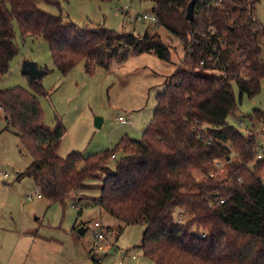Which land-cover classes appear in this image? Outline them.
Masks as SVG:
<instances>
[{
  "label": "trees",
  "instance_id": "trees-1",
  "mask_svg": "<svg viewBox=\"0 0 264 264\" xmlns=\"http://www.w3.org/2000/svg\"><path fill=\"white\" fill-rule=\"evenodd\" d=\"M39 1L0 0V124L32 158L17 181L32 179L41 198L64 209L72 204L77 217L86 201L125 226H145L141 251L152 264H264V160H255L264 145L259 148L253 129L264 123V113L252 112L248 131L227 122L242 97L255 98L264 81V28L254 16L259 0H220L218 5L195 0L191 21L185 18L192 0H130L152 5L156 29L186 45L190 36L192 54L155 97L141 140L124 138L112 149L90 156L72 152L65 158L58 155L64 126L58 120L52 129L43 124L38 98L47 94L41 79L29 81L30 91L1 88L18 55L16 29L22 39L44 41L55 69L65 77L80 63L93 75L131 55L153 53L167 62L171 47L158 33L146 31L140 38L102 26L89 30L64 24L61 15L42 11ZM42 1L59 8L68 0ZM199 34L208 39L201 42ZM212 44L219 50L218 63L200 67ZM196 67L223 71L205 78ZM196 127L208 130L210 144L197 138ZM176 211L188 218L176 221Z\"/></svg>",
  "mask_w": 264,
  "mask_h": 264
},
{
  "label": "rangeland",
  "instance_id": "rangeland-1",
  "mask_svg": "<svg viewBox=\"0 0 264 264\" xmlns=\"http://www.w3.org/2000/svg\"><path fill=\"white\" fill-rule=\"evenodd\" d=\"M38 5L52 16L61 15L64 24L89 30L102 26L116 32L133 33L140 38L146 31L158 33L171 47V57L167 62L153 53L131 55L123 64H113L109 71L97 70L93 75L86 74L83 63H80L65 77L55 69L44 41L34 37L22 39L16 29L18 55L2 79L1 88L19 87L30 91L29 80L21 73L25 61L47 70L40 80L47 95L38 99L44 126L52 129L58 120L65 128L58 149L61 158L72 152H80L84 156L100 153L112 149L124 138L141 140L156 106L155 97L165 91L170 77L179 67H185L175 39L169 37L165 29H156L150 23L131 22L115 10L126 6L132 16L149 15L152 5L130 0L111 3L68 0L61 2L59 8L40 0ZM254 16L264 28V0L258 1ZM195 73L205 78L221 76L219 71L199 67L195 68ZM234 96L239 100L236 87ZM257 109L264 113V81L255 98L242 97L237 112L229 116L227 122L237 129L251 130L250 116ZM117 116L128 118L130 123L120 125ZM96 118L102 119L100 129L94 125ZM241 124L244 125L242 128ZM254 126L257 144L261 148L264 145V123ZM3 127L1 123L0 172L8 173L9 180L5 182L0 178V264H92L88 252L93 245L94 222L114 230L115 237L109 238V243H114L113 250L119 251L116 260L111 254L106 257L100 255L101 264L117 262L123 252H127L123 264H152L141 251L145 226H125L86 201L82 206V216L78 218L72 204L64 209L58 204L50 206L49 202L37 199L32 179L17 181L20 173L32 163V158L15 134ZM109 166L113 170L115 162ZM218 171L224 177L223 168ZM260 175L264 177V172ZM97 194L89 193L93 197ZM187 218L181 211L175 212L176 221L183 222ZM80 228L86 230L84 235L80 234Z\"/></svg>",
  "mask_w": 264,
  "mask_h": 264
},
{
  "label": "built area",
  "instance_id": "built-area-1",
  "mask_svg": "<svg viewBox=\"0 0 264 264\" xmlns=\"http://www.w3.org/2000/svg\"><path fill=\"white\" fill-rule=\"evenodd\" d=\"M220 3V0H214V4L218 5ZM117 12H120L125 19L130 20L131 22H142V23H150L155 25L157 23L156 18L152 15H140V14H134L133 16L130 14V9L129 7H123L121 9L116 8L115 9ZM211 32V31H210ZM169 36V35H168ZM171 37V36H169ZM175 39L180 53L183 55V60L186 57V55H191L192 54V43L193 39L190 36H187V45L185 44L184 39H177L174 37H171ZM199 38L201 42H205L208 38H206L205 34H199ZM199 41V40H197ZM224 48L223 43L220 44V49L222 50ZM218 50L217 46L215 44H212L207 47L206 51L209 53V58L207 60H201L199 62V66L203 67L206 64L210 65H215L219 61L218 54L216 51ZM219 51V50H218ZM223 70H220L222 72ZM117 122L124 126L128 125L130 123L128 118H124L122 116H117L116 117ZM241 128L244 126L243 124L240 125ZM197 132V138L200 139L202 142L205 143V145L210 144L213 139H211L208 135V130L203 127V128H195ZM113 160L115 157L112 158ZM255 160L260 161L264 160V149L258 150V152L255 154ZM215 167L217 170H222L223 164L220 161L215 162ZM213 177V176H212ZM0 178L7 182L9 180V174L0 172ZM262 181H264V177L261 176ZM38 194V193H37ZM38 198H41V196L38 194ZM28 200L31 199V197L27 198ZM224 201L221 200L219 201V204H223ZM75 209V207H73ZM93 230L94 233L92 235V249L90 252V257L92 260L96 261L97 263L101 264L102 263V258H100V255H103L104 257L108 256L111 254V257L116 260L119 251L118 250H113L114 243H109V238L115 237L114 230L109 229V228H104L101 224L98 222L93 223ZM113 264H123V256H121L120 260L115 261Z\"/></svg>",
  "mask_w": 264,
  "mask_h": 264
},
{
  "label": "water",
  "instance_id": "water-1",
  "mask_svg": "<svg viewBox=\"0 0 264 264\" xmlns=\"http://www.w3.org/2000/svg\"><path fill=\"white\" fill-rule=\"evenodd\" d=\"M194 4L195 0H192L187 6V13L185 18L187 21H191L193 18ZM21 73L22 75L26 76L30 82L40 80L46 75V72L44 70H40L35 63L29 61L23 62ZM94 125L96 128L100 129L102 126V119L96 118L94 120ZM82 233V230H80V234Z\"/></svg>",
  "mask_w": 264,
  "mask_h": 264
},
{
  "label": "crops",
  "instance_id": "crops-1",
  "mask_svg": "<svg viewBox=\"0 0 264 264\" xmlns=\"http://www.w3.org/2000/svg\"><path fill=\"white\" fill-rule=\"evenodd\" d=\"M147 127H148V125H147ZM147 127H146V128H147ZM146 128H145V130H146ZM145 130H144V131H145ZM144 131H143V132H144ZM92 155H93V154H92ZM89 156H90V155H89ZM21 173H22V172H21ZM21 173H20V174H21ZM35 187H36V186H35ZM37 199H39V200H40V199H41V200H44L43 198H37ZM44 201H46V200H44ZM49 205L51 206L50 203H49ZM82 206H83V204H81V205L79 206V209H82V213H83V208H82ZM84 207H85V206H84ZM86 207H87V206H86ZM88 208L90 209V206H88ZM82 213H81V216H82ZM81 216H80V217H81ZM80 217H78V218H80ZM104 228H109V229H111L110 227H104ZM119 229H120V227H119ZM80 230H82V232H83L81 235H84V234L86 233V230H85V229L80 228ZM119 232H120V231H119ZM90 252H91V251L88 252V255H89V259H90L91 262H92V258L90 257ZM126 254H127V252H123V253H122L123 260H124V258H125V256H126ZM133 259H134V258H133ZM92 264H93V263H92Z\"/></svg>",
  "mask_w": 264,
  "mask_h": 264
}]
</instances>
